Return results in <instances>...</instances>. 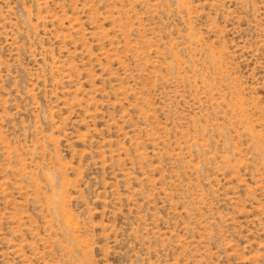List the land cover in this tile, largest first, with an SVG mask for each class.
Wrapping results in <instances>:
<instances>
[{
	"label": "rangeland",
	"instance_id": "rangeland-1",
	"mask_svg": "<svg viewBox=\"0 0 264 264\" xmlns=\"http://www.w3.org/2000/svg\"><path fill=\"white\" fill-rule=\"evenodd\" d=\"M0 264H264V0H0Z\"/></svg>",
	"mask_w": 264,
	"mask_h": 264
}]
</instances>
